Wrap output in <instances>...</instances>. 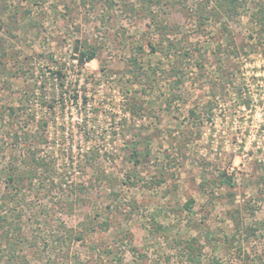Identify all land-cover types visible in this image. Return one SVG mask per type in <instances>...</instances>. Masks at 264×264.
Wrapping results in <instances>:
<instances>
[{"label":"rangeland","instance_id":"374dc122","mask_svg":"<svg viewBox=\"0 0 264 264\" xmlns=\"http://www.w3.org/2000/svg\"><path fill=\"white\" fill-rule=\"evenodd\" d=\"M214 1L0 0V191L48 167L0 202V264L6 223L14 264H264V0Z\"/></svg>","mask_w":264,"mask_h":264},{"label":"trees","instance_id":"16d2710c","mask_svg":"<svg viewBox=\"0 0 264 264\" xmlns=\"http://www.w3.org/2000/svg\"><path fill=\"white\" fill-rule=\"evenodd\" d=\"M215 9L220 10L221 13H223V16L227 17L228 19H232L233 17L238 16V9L240 6V0H215ZM217 12V11H216ZM218 15V13H214V16ZM260 28L261 31L264 34V16L261 15L260 17ZM264 45V35H263V44ZM75 51L77 53L76 61L79 66H84L86 63H89L93 59L96 58L97 55V49L89 44L88 42H83L77 45L75 48ZM264 57V55H263ZM135 62V61H134ZM136 66V62L134 63ZM178 72V69L173 70V75H176ZM180 80V79H179ZM181 82V81H177ZM30 97V94H28ZM28 97V100H29ZM9 116L12 115L15 112V109L9 107L8 108ZM191 116H195V111L191 110L190 112ZM31 119H33V115H30ZM15 139H17V135L14 134ZM22 167H9L10 173L4 177L2 185H1V191H0V202L1 204L7 205L11 202H19L24 199V192L27 190L28 192L33 189V182L37 179L38 175L46 174L48 172V167L45 164L44 160L40 157L35 158L34 153H31L28 157H24L22 160ZM221 183H226L228 186H232L233 182L231 181V178L229 176H226L224 174H221ZM52 183V182H51ZM2 207V206H1ZM189 208V207H187ZM246 211V210H245ZM241 212L236 210L231 213H229V217L234 225L235 233L239 234L240 236H243L244 240H249L250 238H254L256 234V229L252 227L251 225L245 226L242 222L241 218ZM3 220V221H2ZM0 222L5 223V219H2ZM3 228V225H2ZM13 228V229H12ZM63 237L59 240L65 241H81L84 238V233L81 231L76 232H69L65 228H63ZM20 228H16L13 226L12 223H6V230L3 231L2 239L6 243V251H7V264H14L12 262V259L15 255L16 247L20 243V241L23 240V235L20 233ZM186 248L191 249L193 248L192 243H188L186 245ZM190 255V260H194L197 258V254L194 252L188 253ZM214 264H219L218 262H214Z\"/></svg>","mask_w":264,"mask_h":264},{"label":"built area","instance_id":"2783aa9c","mask_svg":"<svg viewBox=\"0 0 264 264\" xmlns=\"http://www.w3.org/2000/svg\"><path fill=\"white\" fill-rule=\"evenodd\" d=\"M264 58V57H263Z\"/></svg>","mask_w":264,"mask_h":264}]
</instances>
